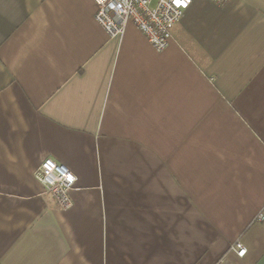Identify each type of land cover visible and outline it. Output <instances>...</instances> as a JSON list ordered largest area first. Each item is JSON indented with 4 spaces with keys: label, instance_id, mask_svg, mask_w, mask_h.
Returning a JSON list of instances; mask_svg holds the SVG:
<instances>
[{
    "label": "crops",
    "instance_id": "crops-1",
    "mask_svg": "<svg viewBox=\"0 0 264 264\" xmlns=\"http://www.w3.org/2000/svg\"><path fill=\"white\" fill-rule=\"evenodd\" d=\"M96 10L0 0V264H264V0H191L162 51Z\"/></svg>",
    "mask_w": 264,
    "mask_h": 264
},
{
    "label": "built area",
    "instance_id": "built-area-1",
    "mask_svg": "<svg viewBox=\"0 0 264 264\" xmlns=\"http://www.w3.org/2000/svg\"><path fill=\"white\" fill-rule=\"evenodd\" d=\"M97 10L95 21L110 35L122 34L130 22L139 29L155 51L165 49L171 38V27L182 16L191 0H93ZM35 178L44 186L56 205L63 210L71 208L70 192L75 175L65 165L45 157L39 163ZM263 215L256 217L261 220ZM243 256L246 247L239 241L231 247Z\"/></svg>",
    "mask_w": 264,
    "mask_h": 264
}]
</instances>
